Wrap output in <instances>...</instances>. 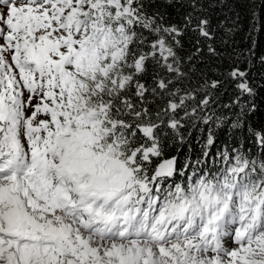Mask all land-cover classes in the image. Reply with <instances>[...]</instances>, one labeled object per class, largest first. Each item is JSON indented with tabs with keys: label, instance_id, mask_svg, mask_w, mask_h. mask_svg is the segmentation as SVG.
Listing matches in <instances>:
<instances>
[{
	"label": "snow or ice",
	"instance_id": "obj_1",
	"mask_svg": "<svg viewBox=\"0 0 264 264\" xmlns=\"http://www.w3.org/2000/svg\"><path fill=\"white\" fill-rule=\"evenodd\" d=\"M206 3L0 0V264H264V128L234 135L239 67L224 104L197 75Z\"/></svg>",
	"mask_w": 264,
	"mask_h": 264
},
{
	"label": "trees",
	"instance_id": "obj_2",
	"mask_svg": "<svg viewBox=\"0 0 264 264\" xmlns=\"http://www.w3.org/2000/svg\"><path fill=\"white\" fill-rule=\"evenodd\" d=\"M162 10L165 6L161 5ZM206 14L211 18V24L215 30L214 43L218 56H209L207 49L200 53L194 60L197 75L207 74L210 79H220L223 82L218 92V100L221 104L229 103L239 91L236 88L238 81L226 78V73L233 67H239L246 73L245 79L252 88L251 94L243 96L242 106L232 109L231 114L242 113L243 128L234 133L237 140L245 143L246 147L252 148L253 154L256 149L248 143L251 137L247 134L249 126L260 129L264 128V2L255 0H207L205 4ZM183 10L180 5L172 3L166 7L169 18L178 21ZM255 12V16H253ZM238 18V27L227 36L225 44V28H231ZM221 21L224 22L221 25ZM196 36L189 33L183 37L184 48L181 55H187L196 47ZM201 46L207 42L201 39ZM243 109V112H242ZM206 132V130H205ZM219 141L228 138V130L218 132ZM173 154H175L173 150Z\"/></svg>",
	"mask_w": 264,
	"mask_h": 264
}]
</instances>
